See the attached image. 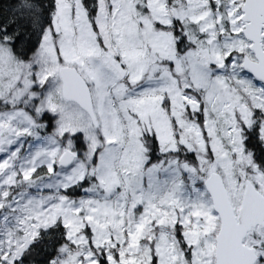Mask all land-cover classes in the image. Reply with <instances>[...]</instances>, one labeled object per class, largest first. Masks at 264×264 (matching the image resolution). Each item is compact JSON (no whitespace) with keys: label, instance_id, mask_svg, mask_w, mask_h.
<instances>
[{"label":"snow or ice","instance_id":"obj_1","mask_svg":"<svg viewBox=\"0 0 264 264\" xmlns=\"http://www.w3.org/2000/svg\"><path fill=\"white\" fill-rule=\"evenodd\" d=\"M0 264H264V0H0Z\"/></svg>","mask_w":264,"mask_h":264}]
</instances>
